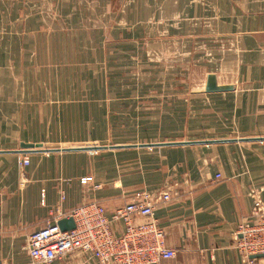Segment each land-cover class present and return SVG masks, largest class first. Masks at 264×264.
Returning a JSON list of instances; mask_svg holds the SVG:
<instances>
[{
	"label": "crops",
	"instance_id": "obj_1",
	"mask_svg": "<svg viewBox=\"0 0 264 264\" xmlns=\"http://www.w3.org/2000/svg\"><path fill=\"white\" fill-rule=\"evenodd\" d=\"M114 122L132 133L104 148L20 152L92 146ZM248 137H264V0H0V264H100L31 262L27 237L141 190L170 195L153 214L175 255L156 264H245L264 140L143 144Z\"/></svg>",
	"mask_w": 264,
	"mask_h": 264
},
{
	"label": "built area",
	"instance_id": "obj_2",
	"mask_svg": "<svg viewBox=\"0 0 264 264\" xmlns=\"http://www.w3.org/2000/svg\"><path fill=\"white\" fill-rule=\"evenodd\" d=\"M28 163V157H22L20 165ZM169 199L166 191L154 197L141 190L109 212L93 201L81 204L70 214L73 229L61 230L53 222L30 233L26 240L28 255L34 263H47L77 251L100 264H156L175 255L166 246L164 231L153 214L156 203ZM250 218L236 228V247L243 263L264 264V256L251 257L264 254V202L257 196ZM116 225L120 226L118 230Z\"/></svg>",
	"mask_w": 264,
	"mask_h": 264
},
{
	"label": "water",
	"instance_id": "obj_3",
	"mask_svg": "<svg viewBox=\"0 0 264 264\" xmlns=\"http://www.w3.org/2000/svg\"><path fill=\"white\" fill-rule=\"evenodd\" d=\"M261 141L264 137H248V138H238V139H212V140H197V141H176V142H165V143H155V144H143V146H154V145H183V144H208V143H220V142H232V141ZM20 152H33V151H59V150H95L104 148L103 146H83V147H72V148H43L39 143H20ZM56 224L61 230H70L74 228V221L71 216L59 219ZM264 254L252 255L253 258L263 257Z\"/></svg>",
	"mask_w": 264,
	"mask_h": 264
},
{
	"label": "rangeland",
	"instance_id": "obj_4",
	"mask_svg": "<svg viewBox=\"0 0 264 264\" xmlns=\"http://www.w3.org/2000/svg\"><path fill=\"white\" fill-rule=\"evenodd\" d=\"M95 129L100 130L99 127L95 128ZM129 132L132 133L131 128H130V130L127 131V130L123 129L121 126H118L115 122L110 123L107 132H105L104 130L102 132L95 131V133L93 134L92 140L87 144L88 145L116 144L122 138L127 137L128 135H131ZM91 154L93 157H95V159L96 158L99 159V157H100V153H98V152H92ZM29 260L32 262L31 259H29Z\"/></svg>",
	"mask_w": 264,
	"mask_h": 264
}]
</instances>
